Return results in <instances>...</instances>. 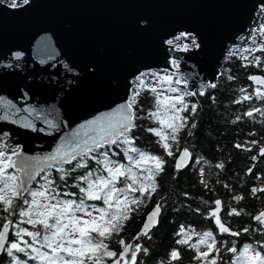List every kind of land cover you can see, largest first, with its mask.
<instances>
[{"label":"water","instance_id":"1","mask_svg":"<svg viewBox=\"0 0 264 264\" xmlns=\"http://www.w3.org/2000/svg\"><path fill=\"white\" fill-rule=\"evenodd\" d=\"M11 3L0 0V143L34 162L54 152L81 123L128 100L144 71L179 72L191 92L215 83L230 47L249 36L264 6V0ZM181 33L191 34L199 47L182 51L166 43ZM188 150L181 168L192 161ZM217 200L221 221L238 232L224 221L223 200ZM161 212L162 205L158 222ZM103 264H113V258Z\"/></svg>","mask_w":264,"mask_h":264},{"label":"snow or ice","instance_id":"2","mask_svg":"<svg viewBox=\"0 0 264 264\" xmlns=\"http://www.w3.org/2000/svg\"><path fill=\"white\" fill-rule=\"evenodd\" d=\"M23 3L28 4L29 0H23ZM8 6L18 5L12 0ZM258 31L264 35V25H261ZM188 36L187 33H181L174 39L186 40ZM174 39H169L166 43L173 45ZM192 45L199 47L194 37ZM177 50L189 51L190 47L185 43L183 46H177ZM256 50L264 51V43ZM19 55L17 54V58ZM259 60V57L255 58L257 66ZM171 63L176 65L177 61L173 59ZM145 75L158 76L156 73L138 76L136 90L130 94L128 100L110 111L97 114L94 118L81 123L79 128L54 152L41 157L38 161L20 159L21 152L18 149H14L11 155L0 151V208L8 213V216L3 218L5 222L0 225V253L12 257L14 264H27V260L20 261L14 255V250L24 253L29 260L38 261V264H103L105 256L113 258V264H122V262L136 264L137 254L147 253V249L140 244L133 247L132 244L121 239L119 243L123 251L118 254L109 250L105 242L113 233L119 234L124 222L130 218V213L145 202V197L150 198L151 193L155 192L156 174L163 170L164 160L161 157L153 156L135 146L136 138L132 133L138 126L136 121L141 118L137 116L138 98L144 90L154 94V108L149 110L147 115L159 126L148 128L147 131L159 138L158 142L166 154L171 156L174 153L169 141H177L180 129L187 125V117L181 115L188 109L185 96L196 93L172 87L173 84L186 85V79L174 80L171 75H164L157 81V86L147 84ZM249 79L258 87L255 88L254 94H246L235 101L236 103L250 100L252 95L264 100V90H262L264 77L250 76ZM165 84L168 85L167 88L163 87ZM208 86L216 87L214 83ZM241 92L246 90L241 89ZM168 93L180 94L168 95ZM200 94L203 95L204 92L201 91ZM195 110L196 105L193 104L191 111L194 113ZM254 112L264 115V109L260 108L249 110L244 115L252 117ZM236 147L239 148L241 145L237 144ZM121 153L124 156L123 162L114 159ZM260 154L264 156V148L260 150ZM190 155L188 148L185 147L178 158L177 170ZM90 161L97 165L95 169L90 168ZM149 162L151 165L147 166ZM65 165L70 167L66 168ZM218 167L222 168L223 165ZM10 169L12 171H9ZM78 169H87L76 178L78 183L73 184L78 188V193L62 191L61 185L57 184V180L52 176V170L59 173L58 179L64 182L63 187L66 189L67 179ZM37 176H40L43 183H39L38 188L34 190L30 185L36 181ZM252 191L264 192V188H253ZM136 193H139V196ZM18 200L22 202V206L17 209ZM89 201L100 202L101 206L90 204ZM215 204L217 207L209 212V218L215 220L219 231L233 236L240 235L239 232H232L221 221L219 216L221 201L217 200ZM160 211L161 205L158 203L148 214L136 240L141 236H148L151 228L158 224ZM17 214L22 219L14 224L9 217ZM233 214L240 215V212L232 209L229 215ZM254 219L264 225V212ZM21 223L30 225L32 230L20 227ZM13 229L18 239L9 242V232ZM244 231L247 232L248 229ZM183 232L182 228L181 233ZM197 235L200 236L198 243L189 245L197 251L196 259L204 261V264H217L216 256L209 259L214 252L219 255L213 233L209 231ZM24 236L30 237L31 243L24 239ZM178 243L186 244L188 240L181 239ZM199 245H205L207 250L201 251ZM227 250L233 253L232 264H264V245L246 244L239 251L235 246ZM129 253H131L130 259L127 258ZM170 255L172 260L179 259L177 250H173Z\"/></svg>","mask_w":264,"mask_h":264},{"label":"trees","instance_id":"3","mask_svg":"<svg viewBox=\"0 0 264 264\" xmlns=\"http://www.w3.org/2000/svg\"><path fill=\"white\" fill-rule=\"evenodd\" d=\"M262 43L264 35L255 26L249 37L230 47L223 60L221 74L214 83L216 87L203 84L202 89L199 87L194 91L196 95L187 96L188 109L181 113L187 117V125L180 129L177 141H169L174 155H167L158 142L159 138L147 131L158 125L147 115L153 106V99L149 102L151 93L147 90L141 92L136 106L137 116L141 118L136 121L138 126L132 133L136 138L135 146L153 156L161 157L164 160L163 170L156 174L155 192L151 193L150 198L145 197V202L130 213V218L124 222L119 234L113 233L105 241L109 249L119 253L123 248L119 243L121 239L126 243L134 240L141 232L146 214L159 201L162 212L158 224L148 236L134 240V247L140 244L147 249V253L137 254L136 264H199L201 260L196 259L197 251L189 245L196 244L199 237L197 234L204 233L206 229H211L216 238L215 247L219 250V255L214 252L209 257L216 256L217 264H232L233 253L228 248L235 246L239 251L246 244L264 245V225L254 219L255 214L264 209V192L252 191L253 188H264V156L260 154V150L264 148V115L256 112L252 117L244 115L255 108L264 109V100L252 95L250 100L235 102L246 94H254L258 86L249 79L252 73L264 74V51L256 50ZM256 57L260 58L259 66L256 64ZM241 89L246 92H241ZM201 91L204 92L203 95L200 94ZM193 104L196 105L194 113L191 111ZM237 144L241 147L237 148ZM185 146L192 151L193 158L188 166L177 170L176 159ZM114 159L123 162V153ZM221 164L223 167H218ZM89 166L93 169L97 167L91 161ZM86 171L87 169H78L73 173L67 179L66 189L63 187L64 182L58 179V172L52 170V176L61 185L62 191L78 193V188L73 184L78 183L76 178ZM39 183H43L40 176L30 187L35 190ZM136 195L139 196V193ZM218 198L223 200L224 221L240 235L220 233L214 220L209 218V212ZM88 203L100 206V202ZM20 206L22 202L16 201L17 209ZM232 209H236L240 215H229ZM5 216L8 213L0 208V225L5 222ZM9 218L14 224L22 219L18 214ZM20 227L32 230L25 223H21ZM244 229L248 231L245 232ZM14 230L11 231L9 242L18 239ZM24 239L31 243L30 237L24 236ZM181 239H187L188 243H178ZM173 250L180 252L179 259H171ZM14 255L20 261L27 260V264L37 263L29 260L24 253L14 250ZM0 264L14 262L12 257L2 253Z\"/></svg>","mask_w":264,"mask_h":264},{"label":"rangeland","instance_id":"4","mask_svg":"<svg viewBox=\"0 0 264 264\" xmlns=\"http://www.w3.org/2000/svg\"><path fill=\"white\" fill-rule=\"evenodd\" d=\"M6 1H8V0H6ZM9 2H12V1H9ZM22 2H23V0H15V3H22ZM261 25H264V8L258 10V18H257L255 24L253 26H251V29H250L251 31L249 32V35L252 34V30H253V28L255 26H258V29H259ZM247 37H249V36H247ZM247 37H244V38H247ZM174 38H172V39H174ZM192 38H193V36L191 34H189L188 39H186V40L185 39H180V40H175L174 39V44H176L177 46H183L185 43H187L189 45V47H194L192 45ZM251 46H254V44L251 43ZM176 61H177V63L174 66L176 68H178L179 67V63H178L179 61L178 60H176ZM150 73H156V74H158V76L145 75L144 76V79H145L146 83L149 84V85H157V81L159 80V78L160 77H163L164 75H171L174 80L175 79H181V80H185L186 79V78H184L182 76L181 73L175 72V71H170V70H167V69H151V70L144 71L142 74H150ZM134 81H135V86H134V89L133 90L135 91L136 90V84L138 83V81H137V79H134ZM186 85L183 84V83H181L179 85L173 84L172 87H179V88L182 89V91L188 92L189 90L187 89ZM202 86H204V85L203 84L200 85L201 89H202ZM163 87L167 88L168 85L165 84V85H163ZM178 94H180V93H168V95H178ZM149 98H150L149 102L153 99V106L151 108V110H152L154 108V103H155L154 94L151 93L149 95ZM187 100H188V98H187V96H185V102L186 103H187ZM140 105L143 106V104H140ZM13 150L14 149H10V148H8L5 145H3V144L0 143V151H3L5 153H7L8 155H11ZM13 159H14V157H13ZM150 165H151V162H149V165H147V166H150ZM9 171H12V170L10 169ZM209 231L212 232L213 233V236L215 237L214 232L211 229H206L204 232H209ZM199 240H200V236L197 237V243H198ZM215 241H216V238H215ZM209 242H211V241H209ZM199 247H200V250L201 251H206L207 250L205 245H199ZM109 250H111V249H109ZM109 258L110 257L105 256L104 257V260H103V263H105L106 261H108ZM209 259H211V258L209 257ZM35 264H38V261ZM200 264H204V261L201 260Z\"/></svg>","mask_w":264,"mask_h":264},{"label":"bare ground","instance_id":"5","mask_svg":"<svg viewBox=\"0 0 264 264\" xmlns=\"http://www.w3.org/2000/svg\"><path fill=\"white\" fill-rule=\"evenodd\" d=\"M263 8H264V6H263ZM191 92V91H190Z\"/></svg>","mask_w":264,"mask_h":264},{"label":"flooded vegetation","instance_id":"6","mask_svg":"<svg viewBox=\"0 0 264 264\" xmlns=\"http://www.w3.org/2000/svg\"><path fill=\"white\" fill-rule=\"evenodd\" d=\"M200 264V263H199Z\"/></svg>","mask_w":264,"mask_h":264}]
</instances>
